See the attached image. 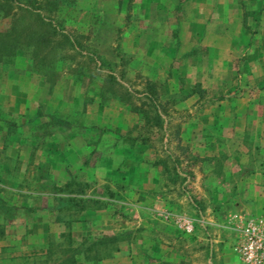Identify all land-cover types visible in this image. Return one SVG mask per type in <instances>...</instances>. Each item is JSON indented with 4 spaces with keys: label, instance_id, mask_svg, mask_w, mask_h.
<instances>
[{
    "label": "rangeland",
    "instance_id": "rangeland-1",
    "mask_svg": "<svg viewBox=\"0 0 264 264\" xmlns=\"http://www.w3.org/2000/svg\"><path fill=\"white\" fill-rule=\"evenodd\" d=\"M72 1L57 11L42 10L46 20L62 26L71 43L58 34V45L42 51L43 63L31 49L0 62V162L16 175L0 179V187L5 199L19 206L12 216H0V264H56L70 253L63 250L82 242L78 236L67 243L75 223L67 228L55 221L51 206L56 201L48 194L51 181L65 179L58 159L67 146H74L75 155L82 146L93 147L88 157L98 163L95 174L80 169L74 175L88 184L85 194L99 197L98 202L114 200L104 235H115L122 226L132 233L136 229L139 214L126 202L141 198L135 181L144 172L161 175L165 201L185 212L190 211L186 199L196 209L203 210V204L212 209L213 184L201 185L200 176L239 180L256 170L264 174V8L257 19L250 13L245 21L243 17L244 10L257 8L258 0ZM29 21L31 29L38 27L37 20ZM10 24L9 18H0V31ZM42 64H53L50 77ZM150 98L161 127L131 109L135 105L152 116ZM48 114L73 126L39 127ZM112 146L126 147L119 165L122 153L112 157ZM67 155L63 159L72 160ZM236 156L244 163L231 165ZM84 157L81 153L73 159L70 171ZM236 183L232 180L226 188L231 192L239 183L247 190L248 183ZM150 186L145 184L142 197L152 206ZM241 202L247 206L249 199ZM209 230L211 237L222 232ZM223 234L228 241L233 237L230 229ZM49 239L53 244L45 260ZM195 254L193 264H207ZM76 257L80 264H92L82 254Z\"/></svg>",
    "mask_w": 264,
    "mask_h": 264
},
{
    "label": "crops",
    "instance_id": "crops-1",
    "mask_svg": "<svg viewBox=\"0 0 264 264\" xmlns=\"http://www.w3.org/2000/svg\"><path fill=\"white\" fill-rule=\"evenodd\" d=\"M258 2L255 4L258 5ZM225 18V15L222 16V20L220 21H225ZM212 35L214 37L224 38L222 37L223 35L219 37L220 35L217 32H212ZM73 148L74 146H67V150L61 154L62 158L58 159L63 164L65 179L62 182L56 181L57 185H63L68 181L69 172L74 174L80 169H86L89 173L95 174L98 169V163L89 161L90 157L88 156L93 153L92 146H82L80 150H77L76 155L75 149L72 150ZM112 148L115 151L112 153V157L122 153L121 159L118 157L120 159L118 160L119 165L124 159V148L126 147L112 146ZM238 149L243 151V148ZM67 153L72 155V160L65 161L63 159L68 156ZM81 153L85 157L83 159L81 158L82 160L78 163L76 170L72 168V171H70L69 165L73 163V159L75 161L79 160V154ZM238 156L232 160L231 165L233 163L234 165L244 163L245 160H242ZM64 162L68 163L65 164ZM104 162L101 163L100 161L99 164H103ZM140 164L142 166L145 165L144 162ZM258 167H262L259 162ZM15 176L14 168L2 160L0 162L1 181H4V179L12 180ZM232 180L235 181L236 185L237 181L240 183H243V181L248 183L247 190L244 191L242 185L238 183V186L234 187V190L232 189L230 192L226 188V184L228 185ZM207 181L213 184L209 188L212 197V201L210 202L212 209L207 208L203 203L204 207L201 206L203 210L200 207L196 209L192 201L186 199L190 211L185 212L181 206L176 207L171 201H165L167 197L160 190L164 188L165 183L161 175L155 174L150 176L145 174V172L141 174L135 181L137 182L136 191H138L136 194L141 198L136 200L135 203L126 202L127 205L134 206L136 212L139 214L138 219L140 221L136 229L132 233L131 230H128L127 226L118 228L120 230H116L114 234L121 236V238L116 243V249L108 257L102 258L99 261H91L92 264H193L194 258L191 255L193 252L196 253L195 255H200V259L204 260L207 264H244L230 246L236 241L238 233L237 227L241 224L243 218L249 216H264V202H261L264 201V196H262L264 194L262 192V189H264V174H262V170H256L247 177H240L239 180L229 175L213 174L211 176H200L201 185ZM146 183L152 184L150 186L153 189L154 197L152 206L146 204L143 200L144 197H142L145 196L146 190L144 186ZM0 184L4 185L1 182ZM257 184H260L261 187H258ZM257 188L259 191L256 190ZM31 193L35 195L40 192ZM83 197L99 199V197L90 196L89 194H85ZM241 199H249V204L246 206L241 202ZM100 200H105L104 206H93L79 213L77 221H74L75 225H73L72 237L79 236L83 240L89 234L95 235L94 233L96 232L98 235L104 234L103 232L108 227L107 221L113 217V212L109 211L110 205H112L114 200L112 198L108 200L106 197L100 198ZM192 212L195 214L192 215ZM102 224L104 225L103 227ZM213 227L217 228V230H222V232L215 237H211L209 229ZM225 229L232 230L233 237L230 241L225 240L227 237L226 234H223ZM134 232H137V234H134ZM48 234L47 227L45 233L46 239L48 238ZM47 242L48 240H46ZM78 261L80 262V260Z\"/></svg>",
    "mask_w": 264,
    "mask_h": 264
},
{
    "label": "trees",
    "instance_id": "trees-1",
    "mask_svg": "<svg viewBox=\"0 0 264 264\" xmlns=\"http://www.w3.org/2000/svg\"><path fill=\"white\" fill-rule=\"evenodd\" d=\"M73 4L72 0H0V18H9L10 26L7 30L0 31V62L4 58L12 57L22 50H33L35 56L41 57V53L46 48H54L58 43L55 38L58 34L64 36L67 42H70L69 34L63 31L62 26L52 20H46L48 17L42 14V10L47 8L48 10L57 9L63 5ZM264 8V0H260L257 8L247 12L244 10L243 17L246 20L248 13L254 15V18H258L257 14H260ZM49 19V18H48ZM29 20H37L38 27L31 29ZM44 25V26H43ZM246 25V24H244ZM247 27V25H246ZM30 29V30H29ZM40 60H43L42 57ZM44 60L42 61V63ZM54 64V63H53ZM52 64V65H53ZM42 64L44 68L43 74L46 78L50 77L53 68ZM151 107L154 112L152 116L149 115L148 110L144 108L132 106V111L136 112L141 119L144 121H150L155 126H162L161 115L157 112V104L153 98H150ZM159 103V102H158ZM54 126L58 128H69L72 127V122L66 118L48 114V120L41 123L39 127ZM174 168L178 164V159H174ZM175 172L174 174H176ZM178 178H173L172 181L176 182ZM85 182L77 181L75 175L69 172V179L63 185L59 186L54 181H51V186L48 194L56 201L54 206H51V210L56 213L55 221L62 222L67 228L71 227L72 222L77 221L79 213L90 206L87 202L94 201L95 203H101L104 205V201L95 199L93 197H83L85 195ZM73 186L76 188L73 189ZM3 189L0 187V216L8 217L12 216L19 208L17 204L11 203L2 194ZM100 207V206H99ZM63 211H66L61 215ZM69 211V212H68ZM62 237L64 233L60 234ZM67 243L71 244L73 241L72 234L69 232L66 234ZM119 235H91L86 236L82 242H80L74 248L68 246L67 250L70 253L66 257L59 258L56 264H80L77 260V255L82 254L86 260L99 261L102 258L110 256L116 249V243L120 240ZM53 240L49 239L48 246L46 249L45 260L49 259V250L52 246ZM61 246V244H58ZM114 248V249H112ZM108 250H112L108 252ZM62 251V252H63Z\"/></svg>",
    "mask_w": 264,
    "mask_h": 264
},
{
    "label": "built area",
    "instance_id": "built-area-1",
    "mask_svg": "<svg viewBox=\"0 0 264 264\" xmlns=\"http://www.w3.org/2000/svg\"><path fill=\"white\" fill-rule=\"evenodd\" d=\"M237 230L233 251L244 264H264V216L243 218Z\"/></svg>",
    "mask_w": 264,
    "mask_h": 264
}]
</instances>
